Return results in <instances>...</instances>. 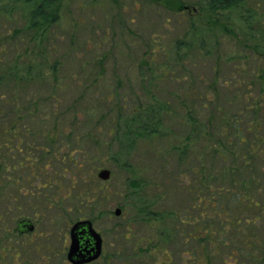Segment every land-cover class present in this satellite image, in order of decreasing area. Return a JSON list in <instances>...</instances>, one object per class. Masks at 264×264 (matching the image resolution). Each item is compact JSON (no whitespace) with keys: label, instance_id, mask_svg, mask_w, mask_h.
I'll list each match as a JSON object with an SVG mask.
<instances>
[{"label":"rangeland","instance_id":"obj_1","mask_svg":"<svg viewBox=\"0 0 264 264\" xmlns=\"http://www.w3.org/2000/svg\"><path fill=\"white\" fill-rule=\"evenodd\" d=\"M190 1L195 0H183V6L186 8L191 6ZM144 2V0H138L136 3L133 0H65L63 21L59 26L52 28L42 47H38L37 40L32 38L33 33L26 28L23 8L17 6L18 8L12 9L8 2L0 4V9H3L0 10V77L3 70H9L14 61L21 59L29 64L35 61L38 63L40 60L37 55L40 49H44L51 55L52 60L48 59L49 63H53L54 59L60 61L57 76L65 86L62 93L56 92L57 89L51 91L50 101H64L67 106L81 98L88 100L84 101L83 111L80 108L76 109L78 125H74L73 128L69 122L59 125L65 128L64 131L70 135V139L60 146V138H53L54 147L51 154L43 156L41 152L44 149L41 147L48 146L46 144L48 135L59 132L58 128L52 131L55 126H52V122L42 130L36 125L21 122L22 126H27V129L33 131L26 137L24 130H20L18 134L20 138H17L16 134L7 133L9 146L12 148L19 140L22 153L19 151L5 153V150L3 152L1 149L3 139L0 138V165H4L0 171V184L2 181L8 183L5 198L0 197V222L1 226H5V232L7 231L6 244L11 252L15 249L20 251L18 264H70L67 260L70 230L80 219L91 221L103 238L104 253L100 262L115 255L119 263L126 256L131 257L134 256V252L142 251L143 264H153L151 258L145 256L148 243L159 240L157 233L162 225L143 221L140 211L149 209L178 213L185 211L182 207L185 196L181 193V188L184 189L192 178V173L188 175L186 172L183 173L185 167L178 169L177 164L171 161L165 173L161 174L160 159L145 143L138 149L135 160L133 158L129 163H113L114 165L110 155L115 151V147L111 148L109 154L108 148L95 147L96 143H107L110 140L108 128L113 118L111 110L116 105L113 104L114 101H121L123 97L127 98V101H136L138 98L159 101L185 99L201 101V104L214 101L221 107L227 101H232L234 108L236 107L235 113L242 106L252 107L251 103H259L263 113L256 116V131H247V118L240 115L241 125L244 127L242 136L253 143L259 137L263 140L260 147L264 149V57L263 64L260 65L263 74H260L257 72L259 68L256 67V58L250 52L254 42L250 40V33L244 28L243 23L233 13H229L231 19L228 20L224 13L225 18L222 16L224 21L216 27L213 25L212 17L204 15L196 17L193 15L194 11H171L166 9L163 3L156 6ZM257 8L264 14V1L260 2ZM205 26L212 28V36L203 35L202 28ZM191 28L198 29L199 35L207 38L205 43L212 51L211 56L202 58L199 50H195L188 60L179 59V66L172 68L171 71L170 65L174 62L171 50L174 43L177 39H184ZM49 63L42 68L43 72L49 73V66L53 65ZM82 63L86 68L82 67ZM238 66L240 68L237 69ZM81 68L84 69V73H80ZM98 73L101 79L99 83L94 82ZM163 73H166V77ZM80 76L82 82L83 78L86 80V88H91L84 94L83 89L78 88L82 84L76 81ZM53 84L51 81L49 87ZM42 87L45 86L37 79L24 82L19 86V90L15 91L16 98L11 95L13 93L5 92L0 85V101H6L8 104L7 122L2 119L0 126L3 123L9 125V120L17 116L10 101L17 103L27 101L30 95L25 92V88L34 92L35 101H40L41 95L47 96L50 93L49 90L42 91ZM96 97L103 103L99 104L100 101H97ZM248 114L252 117L251 110L247 111ZM86 118L88 123L83 125L82 122ZM252 118L254 120V117ZM168 122L165 118L164 130L171 129L173 137L176 135L180 137L183 131L181 124L174 122L175 124L168 125ZM82 125L84 129L78 130ZM85 136L89 138H84ZM166 143L168 140H164V147L168 148ZM157 144L159 148H163L162 142ZM35 145L41 148V152L31 151L28 154L33 162L39 163V168L35 170L37 176L34 178L28 172L27 167L30 163L24 162L22 158L27 156L25 149L34 148ZM238 148L242 150L244 147ZM19 160L24 162V166L14 169ZM74 162L77 168H74ZM192 163L196 165V159ZM210 164L212 163L206 165L211 166ZM123 165H128L126 166L128 168ZM259 165L261 167V160ZM103 169L111 171V178L108 181L98 178V173ZM136 174L138 178L148 180L143 194L149 197L148 201L157 202L158 207L142 206L144 204L139 202L135 187L132 185L138 180L134 176ZM85 180L88 185L94 182L93 188L98 189L97 203L92 209H83L76 205V193L85 189L82 183ZM46 182H50L52 187H45ZM35 193L39 201L41 198L43 202L46 199L48 207L41 213L43 217L40 213L35 214L33 204ZM117 209L122 211L120 217L115 216ZM22 219H30L35 225V231L31 235L16 237V227ZM169 225L173 226L172 222ZM163 226H166V223ZM262 230L264 232V223ZM125 232L127 242L123 238ZM4 235L0 234V245H4ZM190 243L187 245L188 250L194 245L193 241ZM167 248L175 260L179 261L177 254L181 248L175 244ZM220 252L224 256L228 253L223 249ZM158 255L159 259L163 258L162 254ZM263 257L264 250H261L256 253L253 261H247L245 264L249 262L263 264ZM0 264L14 262L7 256L0 259Z\"/></svg>","mask_w":264,"mask_h":264},{"label":"trees","instance_id":"obj_2","mask_svg":"<svg viewBox=\"0 0 264 264\" xmlns=\"http://www.w3.org/2000/svg\"><path fill=\"white\" fill-rule=\"evenodd\" d=\"M133 1L138 2V0ZM144 1L156 6L163 3L166 9L171 11H194L193 15L196 17L202 15L212 17L214 19L213 25L216 27L224 21L222 19V16L225 18L224 13H226L228 20L231 19L229 13H233L250 33V40L254 42L250 47V52L256 58L254 61L256 67L259 68L257 72L263 74L260 65L263 64L262 58L264 57V14L257 7L264 0H195L194 2L190 1L192 5H189L188 8L183 6V0ZM7 2L12 5V7L10 5L12 9H16L17 6L23 8L24 19L27 22L26 28L33 33L32 38L37 40L38 47H42L46 43L48 33L52 28L59 26L63 21L65 0H0V4ZM168 2L170 7L167 5ZM253 3L254 5H252ZM202 32L204 36L213 35L210 27L205 26L202 28ZM201 36L198 29L191 28L185 34L184 39L175 41L171 50V54L174 56H172L174 64L170 65L169 70L179 66V59L188 60L195 50H199L202 58L211 56L212 51L207 48L205 43L207 38ZM37 57L40 60L38 63L35 61V63L29 64L21 59L14 61L9 70H3L0 77V85L4 91L13 93L11 95L15 97L17 96L15 91L19 90V86H22L24 82L36 79L45 86L42 87V91H50L49 95H41L40 101H35L34 92L25 88V92L30 95V98L23 103L8 100L17 116L15 119L9 120V125L3 123L0 126V138L3 139L1 149L3 152L5 150V153L9 151L22 153L19 140L15 142L16 144L12 148L9 146L7 133L16 134V137L20 138L18 134L20 130H24L25 137L29 136L33 131L27 129V126H22L21 122L23 121L32 126H38L39 130L46 128L51 122L52 126L55 125L52 131L56 128L59 129H57L58 134L54 133V135L51 134V136L46 137L48 146H45L47 148L41 147L44 149L43 152L37 145L34 148L27 147V150L25 149L27 156H24L22 160L30 163L27 167L28 172L34 178L37 176L35 170L39 168V163L33 162L28 154L31 151L41 152L43 156L51 154L54 147L53 138L56 137L60 138L59 145H64L70 139V135H67L64 131L65 128L59 125L64 124V122L67 124L69 122L72 128L74 125H78L79 119L76 117V109L80 108L83 111L84 101H88L81 98L78 101H72L67 106L63 103L64 101H50L53 91L57 89L56 92L62 93L65 90L63 81L57 76L60 61L54 59L53 63H49L48 59L52 60L50 59L51 55L47 54L44 49H40ZM48 63L53 65L49 66V73H45L42 68ZM99 64L101 65L102 62ZM239 66L237 69L240 68ZM84 67L86 68V66ZM83 70L81 68L80 73H84ZM99 75L100 73L95 76L94 82L101 80ZM163 76L166 77V73H163ZM172 80L174 81L175 78ZM51 81L54 84L49 87ZM76 81L82 84L81 87H78L83 89L82 94L91 90V88H86V80L83 78L82 82L81 76ZM94 91L96 92V90ZM96 99L100 101L98 97ZM122 100L113 102L116 105L114 104V109L111 110L113 118L108 128L109 142L95 144L96 148H108V154L111 148H116L110 155L112 165L123 162L126 164L133 158L135 160L138 149L145 143L150 151L152 150L160 159L161 174L165 173L164 171L171 161L177 164L178 169L185 167L186 170H183V173L186 172L187 175L192 173L191 182L184 189L181 188V193L185 196V200L182 202L185 211L179 213L164 212L157 209L140 211L143 221L149 224L158 223L162 225L157 233L159 240L156 242L148 241L149 247L145 257L151 258L153 264H215V260L216 264L217 261L219 264H245L247 261H253L256 258V253L264 250V232L262 230V223H264V149L260 147L263 140L259 137L253 143L242 136L244 127L241 125L240 115L247 118V131L254 132L257 129L255 126L257 123L256 116L263 113L262 106L259 103H251L252 107L242 106L235 113L236 107L234 108L232 101H227L221 107L214 101H206L207 103L201 104V101H185V99L182 101H159L157 99L143 100L138 98L136 101H127V98L123 97ZM129 102L130 104H128ZM102 103V101L99 102V104ZM6 105H8L6 101H0V121L3 119L4 122L7 118ZM248 110H251L254 120L249 114L247 115ZM69 114L71 118L68 119ZM165 118H167V122L169 121L168 125H173L174 122L181 124L183 131H181L180 137L177 135L173 137L171 129L172 132L169 129H167L169 131L164 130ZM87 120L88 118L82 122L83 125H87ZM83 125L78 130L84 129ZM84 138L89 137L85 136ZM164 140H168L166 143L168 148L164 147ZM156 142H162L164 149L159 148ZM214 142L215 144H213ZM203 144L204 147H202ZM238 146L244 148L239 150ZM192 157H194L193 160L196 159L198 164L192 163ZM22 160L17 161L14 169L24 166ZM260 160L261 167L259 165ZM207 163L212 164L207 166ZM218 164L222 166L216 167L215 165ZM3 167L4 165L1 164L0 171ZM74 168H77L76 162H74ZM134 176L137 177L138 175ZM147 181L144 178H138L132 184L135 187L137 198L140 203L144 204L142 206L158 207L157 202L148 201L149 197L143 194ZM82 183L85 189L82 192L77 191L76 205L83 207V209H92L97 203L96 198L99 195L97 196L96 190L98 189L93 188L94 182L88 185L85 180ZM7 184L6 181H2L0 184V197L3 199ZM44 186L51 188L52 184L46 182ZM146 196L147 198L144 200ZM33 204L36 215L43 213L48 207L46 199L44 202L42 198L39 201L37 193H35ZM188 205L189 207H187ZM40 216L43 217L42 214ZM23 221L27 222L30 219H22L18 222L15 231L16 237L31 235L20 227ZM169 221L172 222L173 226L169 225ZM165 223L166 226H163ZM6 232L5 226H1L0 222V234L3 236L5 233L4 245H0V259L9 256L14 264H18L17 259L20 256V251L15 249L14 252H11L6 244ZM123 238L126 242L128 241L127 232L124 233ZM191 241L194 245L188 250L187 245L191 244ZM172 244L181 248L177 254L179 261L175 260L172 252L167 248ZM222 249L228 251L226 256L220 252ZM158 254H162L163 258L159 259ZM133 255L131 257L126 256L119 263L116 260L117 256L114 255L104 258L102 262L97 264H143L142 251H136Z\"/></svg>","mask_w":264,"mask_h":264},{"label":"water","instance_id":"obj_3","mask_svg":"<svg viewBox=\"0 0 264 264\" xmlns=\"http://www.w3.org/2000/svg\"><path fill=\"white\" fill-rule=\"evenodd\" d=\"M98 178L102 181H108L111 178V171L103 169L98 173ZM122 211L117 209L115 216L120 217ZM20 227H26L28 232H33L35 226L31 222H22ZM88 236L91 245L83 246L82 239ZM89 244V241L87 242ZM103 238L96 231L93 224L89 220L79 221L75 223L70 230V246L67 253V260L71 264H88L99 259L103 252ZM91 246L90 248H88Z\"/></svg>","mask_w":264,"mask_h":264},{"label":"flooded vegetation","instance_id":"obj_4","mask_svg":"<svg viewBox=\"0 0 264 264\" xmlns=\"http://www.w3.org/2000/svg\"><path fill=\"white\" fill-rule=\"evenodd\" d=\"M24 222V221H23ZM27 222H31V221H27ZM32 224H33V222H31ZM34 225V224H33ZM35 226V225H34ZM24 231H26L27 232V234L28 233H33V232H28L24 227H21ZM89 241V244H87V242ZM91 240L89 239V237L88 236H84L83 237V239H82V245L83 246H87V245H91ZM91 246H89L88 248H90ZM103 253H104V244H103V252H102V255H101V257L99 258V259H97V260H95V261H93V262H91V263H88V264H97V263H100V260L102 259V257H103ZM71 264V263H70Z\"/></svg>","mask_w":264,"mask_h":264}]
</instances>
